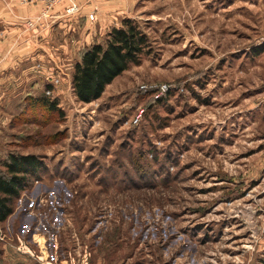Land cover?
Segmentation results:
<instances>
[{"label":"rangeland","instance_id":"374dc122","mask_svg":"<svg viewBox=\"0 0 264 264\" xmlns=\"http://www.w3.org/2000/svg\"><path fill=\"white\" fill-rule=\"evenodd\" d=\"M135 9L139 65L0 132V171L10 154L44 164L1 225L0 264H263L264 0Z\"/></svg>","mask_w":264,"mask_h":264},{"label":"crops","instance_id":"0c3cea01","mask_svg":"<svg viewBox=\"0 0 264 264\" xmlns=\"http://www.w3.org/2000/svg\"><path fill=\"white\" fill-rule=\"evenodd\" d=\"M137 2L79 0L80 11L72 17L66 15L69 4L64 2L29 28L27 22L40 16L43 4L0 0V132L18 131L12 123L24 115L29 99L47 91L55 98L65 85L72 87L82 48L97 45L91 42L97 33L109 36L121 20L134 18ZM95 8L92 21L89 16Z\"/></svg>","mask_w":264,"mask_h":264},{"label":"trees","instance_id":"16d2710c","mask_svg":"<svg viewBox=\"0 0 264 264\" xmlns=\"http://www.w3.org/2000/svg\"><path fill=\"white\" fill-rule=\"evenodd\" d=\"M109 33L106 45H93L81 52V60L74 66L72 88L77 100L90 104L99 100L106 88L131 66L139 65L149 40L139 24L125 18ZM264 52V45L257 54ZM57 102L46 95L31 98L17 123L29 124L35 110L59 112ZM0 171V225L13 214V204L27 189L30 178L44 168L43 161L34 155L10 154ZM264 264V262H263Z\"/></svg>","mask_w":264,"mask_h":264},{"label":"built area","instance_id":"2783aa9c","mask_svg":"<svg viewBox=\"0 0 264 264\" xmlns=\"http://www.w3.org/2000/svg\"><path fill=\"white\" fill-rule=\"evenodd\" d=\"M79 0H18V2L22 5H30V4H43L44 9L42 11V13L40 14V16L36 19H34L33 21H29L27 22V26L29 28H33L40 20H42L43 18L47 17L49 12L55 7L58 6L64 2H67L69 5L66 9V15L69 17L75 16L79 13L80 11V6L78 3ZM87 1H91V0H87ZM98 12V8H95L94 11L92 12V14H90L89 18L90 20H94L95 19V15ZM52 93L51 91H47L46 92V96L47 97H51ZM54 195L53 194H45L44 196H41L39 199L37 200H33V199H26L27 203H29V205L31 206V208H34L32 206H34V204L38 203L39 206H46L47 203L49 202L50 198L53 199ZM27 205V204H26ZM28 207V206H27ZM26 207V208H27ZM56 209V206L54 207ZM27 212H29V209L26 210ZM3 228L0 225V242L2 244H6V245H10L9 242L11 241V235H12V231L10 228ZM38 237V236H37ZM41 239H43V245H41V243L39 241H37L35 239V243L38 245V247L40 248V250L44 251V247H45V238L42 236ZM43 246V247H42ZM27 248V247H25ZM42 264V263H41Z\"/></svg>","mask_w":264,"mask_h":264}]
</instances>
